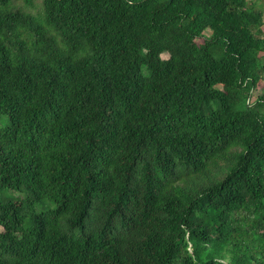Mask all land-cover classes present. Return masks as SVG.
<instances>
[{
  "label": "trees",
  "instance_id": "obj_1",
  "mask_svg": "<svg viewBox=\"0 0 264 264\" xmlns=\"http://www.w3.org/2000/svg\"><path fill=\"white\" fill-rule=\"evenodd\" d=\"M262 83L264 0H0V264H264Z\"/></svg>",
  "mask_w": 264,
  "mask_h": 264
},
{
  "label": "rangeland",
  "instance_id": "obj_2",
  "mask_svg": "<svg viewBox=\"0 0 264 264\" xmlns=\"http://www.w3.org/2000/svg\"><path fill=\"white\" fill-rule=\"evenodd\" d=\"M41 1L42 0H35L36 6H39V4L41 3ZM205 33L208 34L209 31H206ZM167 56H168L167 54H162V57H164V58H166ZM262 84H263L262 87H264V83H262ZM260 92H264V88H260V90H259L258 93H260ZM6 196H8L10 198H13V199H17V198H23V197H25L26 196V193L25 192H19V191H16V190H8ZM48 206H52V204L51 203L50 204L48 203V205L45 206L44 208H46ZM36 209L37 210H40L41 207H37Z\"/></svg>",
  "mask_w": 264,
  "mask_h": 264
}]
</instances>
